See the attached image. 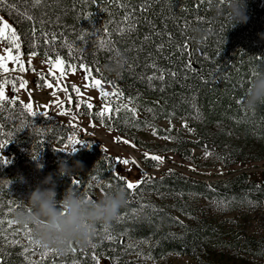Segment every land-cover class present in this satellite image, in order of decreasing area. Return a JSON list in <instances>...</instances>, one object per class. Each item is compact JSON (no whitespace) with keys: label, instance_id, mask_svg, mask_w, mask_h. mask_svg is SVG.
Wrapping results in <instances>:
<instances>
[{"label":"trees","instance_id":"1","mask_svg":"<svg viewBox=\"0 0 264 264\" xmlns=\"http://www.w3.org/2000/svg\"><path fill=\"white\" fill-rule=\"evenodd\" d=\"M221 8L222 0H41L39 5L4 0L0 22L16 30L24 59L54 60L59 55L76 71L86 65L92 77L121 93L111 100L106 120L118 133L128 123L156 128L161 121H178V128L155 131L169 137L167 152L188 161L199 150L223 167L255 168L264 160V104L246 112L239 101L253 73L264 72V0H246L248 20L234 27ZM0 44L10 47L6 40ZM32 51L37 55L31 56ZM3 79L10 83L5 86L9 101L0 107V142L7 141L0 158L8 161L0 164V264H24L20 243L6 236L31 233V226L16 222V212L50 174L57 202L68 188L94 200L112 185L123 186L117 176L132 183L143 180L132 191L125 188L127 203L116 220L107 228L96 226L97 234L110 235L117 247L126 241L146 243L144 255L153 261L176 254L190 257L191 264H264L263 233L234 239L231 226L223 229L201 215V209L194 210V199L201 198L218 203L232 221L248 217L263 227L264 171L204 182L168 168L153 177L129 159L120 164L126 158L91 141L75 152L65 151L69 125L38 113L29 116L13 91L11 82L17 90L20 83L13 70L0 75ZM120 102L135 115L118 107ZM60 160L74 168L71 177L58 175ZM74 179L80 186L73 185ZM94 251L69 254L76 264L107 261Z\"/></svg>","mask_w":264,"mask_h":264},{"label":"rangeland","instance_id":"2","mask_svg":"<svg viewBox=\"0 0 264 264\" xmlns=\"http://www.w3.org/2000/svg\"><path fill=\"white\" fill-rule=\"evenodd\" d=\"M6 49L5 46L0 44V55H4ZM21 60L25 62L26 71H14V75L16 76L19 74L24 75L23 78H19V81L20 79H24L28 82L26 89L18 88L17 90V93L20 94L21 102L23 104L28 103V99L31 97L33 99V111L38 114H43L44 116H49L56 121L68 123L71 128L68 138L73 137L81 141V144L73 145L68 139L67 145L63 147L65 151H71L73 147L78 148L85 142L91 141L99 144L110 154L131 161L135 160V165L137 167L142 168L145 173L153 177H159L163 171L168 168L179 171L193 179L203 180L204 182H210L222 177L234 176L235 174L245 171H264V160L256 163L257 167L255 168L251 164L223 167L220 163L215 162L208 155L199 150H194L193 157L188 161L182 160L173 153L167 152L166 146L169 142L168 139L163 138L167 136L165 134L159 136L157 134L153 135V131L159 128L166 131L171 129L172 126L178 128L180 125L178 121L172 123L161 121L157 124L156 128L152 126L141 127L140 125L128 123L125 132L120 134L115 131L110 124L106 123V120L109 119V115L106 114L103 118L97 115L105 106L111 108V100L117 101L114 95H111L114 90L110 85L102 82L104 91L110 94L104 99L99 95V90L84 87L86 81L84 80L83 69L75 72H66L65 76L61 77L58 72L50 69L48 59H38L34 57L24 59L21 56ZM29 60L31 61L30 65L28 64ZM16 67L17 65L9 62V71L16 69ZM2 74L5 73L0 71V75ZM41 76L52 83L53 87H44V82L40 80ZM73 85L80 89V95H77L76 92L71 90ZM60 87L67 88L69 91H60ZM53 92H55V95L52 94ZM62 99L63 102L59 103ZM88 103L93 105L91 110L86 107ZM123 105L125 106L122 102L118 103V107L121 106L123 108ZM126 107L130 109V105ZM61 112L66 114L61 115ZM182 125L184 126V124ZM124 140L129 141V143H123ZM145 153L163 157V163L158 164L150 159H145ZM145 163H147L148 166H146ZM100 196H102V194L98 193L96 199H99ZM194 200L198 203L194 210L200 211L201 209V215H205L208 221H213L215 225L222 226L223 229H227L231 226L234 239H236L237 235L239 236L243 233L246 235L255 233L264 234V223L262 227L256 220H250L248 217L240 221H232V216L226 215L225 211L227 210L218 203L206 202L201 198H196ZM242 206L243 204H237L235 207L241 209ZM248 208L253 209L255 206L249 204ZM228 219H231V221ZM102 236L103 237H100L98 234L96 235L94 238L95 246L93 247L82 248L74 243L69 251L74 250L81 253L95 250L94 253L97 256L100 258H107V261L103 263L100 262L101 264H127V262L131 264H191L193 262L188 256L176 254H169L158 261H153L146 258L144 255L146 243L139 242L133 244L132 241H126L123 247H117L113 240L107 239V235ZM6 237L10 242L20 243L21 257L24 264H76V261L72 260L75 256L70 255L69 251L61 254L52 249L42 248L34 243L32 234L29 231L13 232ZM99 238L101 239L99 240ZM122 243L123 242L120 240L119 244ZM99 245L103 246L97 250ZM237 254L238 256L242 255L240 252Z\"/></svg>","mask_w":264,"mask_h":264},{"label":"clouds","instance_id":"3","mask_svg":"<svg viewBox=\"0 0 264 264\" xmlns=\"http://www.w3.org/2000/svg\"><path fill=\"white\" fill-rule=\"evenodd\" d=\"M220 10L227 11L233 27L248 20L246 0H222ZM239 103L246 112H255L264 104V72L256 73L248 81ZM76 167H79L78 162ZM73 172L74 168L66 161L58 162V175L71 177ZM54 189L50 174L22 200L23 204L16 212V222L31 226L34 243L61 254L69 251L74 243L82 248L95 246L97 224L107 228L127 203L126 189L119 185H112L96 200L68 188L63 199L57 202Z\"/></svg>","mask_w":264,"mask_h":264},{"label":"snow or ice","instance_id":"4","mask_svg":"<svg viewBox=\"0 0 264 264\" xmlns=\"http://www.w3.org/2000/svg\"><path fill=\"white\" fill-rule=\"evenodd\" d=\"M40 2H41V0H34V5H39ZM2 3H4V0H0V4H2ZM27 19L31 20L32 17L29 16V17H27ZM32 31H33V33H35L36 29L33 28ZM54 39H55V37L53 36V40ZM0 40H6L10 44V47H8L6 49L5 54L4 55H0V71H2L4 73H7L9 71V62H12L13 64L18 66L16 69H13V71L18 70L20 72H25L26 71L25 62L21 60V52H20L21 44L19 42L20 41V37L17 34L16 30L13 27H11L9 24L0 22ZM45 43L47 44V43H49V41L46 39ZM103 44H104V42L101 41V45H103ZM32 47L34 48L35 45L33 44ZM185 47H187V45H185ZM13 49H15V52H13ZM30 55L31 56H36L37 53L35 51H32L30 53ZM28 64L29 65L31 64L30 60L28 61ZM48 64L50 66V69L54 70L55 72H58L61 77L65 76L66 72H68V71H71V72H75L76 71V68L73 65L65 64L64 60L59 55H57L54 60L49 59L48 60ZM189 66L191 67V65H189ZM79 68L83 69L84 80L86 81V83L84 84V87L85 88H89L90 87L92 89L99 90V95L101 96V98L106 99L110 94L108 92L104 91V89L102 87V81L100 79L93 78L90 69L86 65L81 64V65H79ZM255 74L256 73H253V75H255ZM173 75H175V73H173ZM151 79H152V77H149V80H151ZM160 79L163 80L164 77L161 75ZM40 80H42L44 82L43 83L44 87H46V88H52L53 87V84L48 82L47 80H45V78L43 76L40 77ZM9 83H10V81L7 80V79L0 80V107L3 106L4 102H8L9 101V97L5 93V86L7 84H9ZM11 83H13V91H17V89L15 88L14 82H11ZM27 84H28L27 80L20 79L19 88L20 89H26L27 88ZM59 90L60 91H64V92L69 91V89L64 88V87H60ZM71 90L76 92L77 95L81 94L80 93V89L78 87H76L75 85L72 86ZM52 94L55 95V92H53ZM111 95L119 96V95H122V94L119 93V92H113V93H111ZM10 102L11 103H15L16 102L15 98H13ZM86 107L89 110H91L93 108V105L91 103H88L86 105ZM23 108L28 113L29 116H33L34 117V116L37 115V113L35 111H33V105L31 103H24L23 104ZM116 111L119 112L120 109L117 108ZM128 111H131L133 113V115H135V110L134 109H128ZM111 112H112V109L110 107L105 106L101 112L97 113V115L99 117L103 118L106 114L110 116ZM60 114L61 115H65L66 113L61 112ZM41 115H43V114H41ZM169 130H171V129H169ZM155 134L156 133H155V130H154L153 131V135H155ZM163 138L164 139H169V137H163ZM68 139H69V142L71 144H73V145L81 144V141L76 140L73 137H69ZM118 142H119V138H118ZM123 143L128 144L129 141L124 140ZM6 144H7V141L0 142V149L4 148ZM75 151H76V148L73 147L72 152H75ZM206 155H208V153H206ZM144 157H145V159H150L152 161L157 162L158 164L159 163H163V157L158 156V155H151L149 153H145ZM33 159H36V157L34 156ZM118 162L120 164H123V165H127V164L130 163V161L127 160V159L118 160ZM7 163H8V161L6 159L0 158V164H7ZM131 163L133 165H135L136 161L133 160V161H131ZM146 178L147 179H151L150 177H146ZM92 179L93 180H97V184L99 185L100 181L98 180L97 177L93 176ZM116 179L122 181L124 188H126L129 191H132V190L138 188L139 185L143 182V180H138L135 183L128 182L122 176H117ZM72 183H73V185L80 186V182L78 180H76V179H74L72 181ZM87 195L88 194L85 193V196H87ZM0 222H2V221H0ZM11 223L12 222L9 221V224H11ZM25 228H27V226H25ZM107 239L111 240L112 237L109 235L107 237ZM146 258L150 259L151 257L149 256V257H146ZM92 259L96 260L97 258H96L95 255H93ZM97 264H99V262H97Z\"/></svg>","mask_w":264,"mask_h":264},{"label":"crops","instance_id":"5","mask_svg":"<svg viewBox=\"0 0 264 264\" xmlns=\"http://www.w3.org/2000/svg\"><path fill=\"white\" fill-rule=\"evenodd\" d=\"M19 98H20V94H19ZM22 99V98H21ZM75 106H77V105H75Z\"/></svg>","mask_w":264,"mask_h":264},{"label":"water","instance_id":"6","mask_svg":"<svg viewBox=\"0 0 264 264\" xmlns=\"http://www.w3.org/2000/svg\"><path fill=\"white\" fill-rule=\"evenodd\" d=\"M94 200H96V198Z\"/></svg>","mask_w":264,"mask_h":264}]
</instances>
